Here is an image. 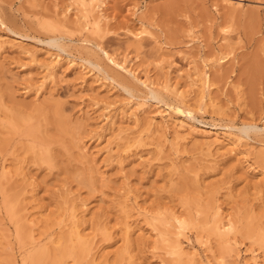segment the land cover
<instances>
[{
    "label": "rangeland",
    "instance_id": "rangeland-1",
    "mask_svg": "<svg viewBox=\"0 0 264 264\" xmlns=\"http://www.w3.org/2000/svg\"><path fill=\"white\" fill-rule=\"evenodd\" d=\"M78 1L0 0V264H264V0H102L101 35Z\"/></svg>",
    "mask_w": 264,
    "mask_h": 264
},
{
    "label": "bare ground",
    "instance_id": "bare-ground-1",
    "mask_svg": "<svg viewBox=\"0 0 264 264\" xmlns=\"http://www.w3.org/2000/svg\"><path fill=\"white\" fill-rule=\"evenodd\" d=\"M78 1V0H77ZM100 1H102V0H88V2L86 3L85 2V0H80V2H81V10L83 11L82 12V15H81V17L80 18H82L83 19V22H84V24H83V27L85 28V30H87V32H89V34H100V32H102V29L104 28L103 26L105 25L104 24V18L106 17V16H104V14H103V10L104 9H102V7L100 6ZM222 1H224L225 3H227V5L228 4H230V5H237L238 3H236L235 1H232V0H222ZM79 2V1H78ZM80 4V3H79ZM78 4V5H79ZM137 9V8H136ZM80 10V11H81ZM232 10V9H231ZM105 11V10H104ZM135 12V11H134ZM80 13V12H79ZM133 14V13H132ZM142 23V22H141ZM104 24V25H103ZM82 27V26H81ZM81 30V29H80ZM83 30V29H82ZM130 30V29H129ZM144 30V29H143ZM142 30V31H143ZM131 31V30H130ZM141 31V30H140ZM139 31V33L137 32L136 34L134 33V32H132L134 35H140L141 33H143L142 31L140 32ZM128 32V31H127ZM144 34H145V32H144ZM101 35V34H100ZM91 36V35H90ZM3 42V41H2ZM87 43V42H86ZM21 44V43H20ZM101 50V49H100ZM102 51V50H101ZM222 53V52H221ZM105 55H106V53H105ZM108 55H110V54H108ZM225 55V54H224ZM111 57V56H110ZM226 57V56H225ZM224 57V58H225ZM222 58H223V56L222 57H220L218 60H222ZM109 61H110V63L114 66V67H116L118 70H119V72H123V73H127L128 75H130V77H132L133 78V80L135 81V82H137L138 84H140V85H142V86H144V88H147V90H148V92H149V96H151V98H153L152 100H157V99H159L157 96H156V92H157V90L160 88H158L157 89V87H156V83H154V82H152V81H150V80H148V75H146L147 76V78H141L140 76H139V74H138V72H137V70H135V69H133L132 67H130V64H129V66L123 61L122 63L121 62H119V61H117V60H114L113 58H107ZM125 59V58H124ZM217 60V59H216ZM223 61V60H222ZM225 61V60H224ZM218 62V61H217ZM52 64V63H51ZM100 69V68H99ZM126 74V75H127ZM145 74V73H144ZM200 75V74H199ZM145 76V77H146ZM144 77V76H143ZM150 78V77H149ZM197 78H200V76H197ZM110 79H111V77H110ZM200 81H201V83H202V85H203V87H205V89H206V87H208V88H210L209 87V82H212V81H209V75H208V72L207 71H203V73H201V78L199 79ZM158 82V81H157ZM194 82V81H193ZM199 82V81H198ZM200 84V83H199ZM127 85V84H126ZM161 86V85H160ZM210 86H211V84H210ZM165 89H166V87H164ZM200 88V87H199ZM204 89V88H203ZM202 89V90H203ZM125 90H127L126 88H125ZM174 90V89H173ZM200 90H201V88H200ZM160 91V90H159ZM180 91V90H179ZM206 91V90H205ZM171 92V94L173 93L172 91H170ZM181 93H182V91H180ZM180 92H178V93H180ZM209 92V91H208ZM131 93V92H130ZM134 93V92H133ZM175 93V92H174ZM200 93V92H199ZM202 93V92H201ZM204 93V92H203ZM181 95V94H180ZM179 95V96H180ZM199 96H200V94H198ZM197 95V96H198ZM169 96V95H168ZM175 96V95H174ZM178 96V98H180ZM183 96V95H182ZM205 96H206V94H205ZM203 96H201V98H202ZM209 97V96H208ZM205 98V97H204ZM181 99V98H180ZM209 99V98H208ZM211 99V98H210ZM182 100V99H181ZM185 100V99H184ZM183 100V101H184ZM203 100V99H202ZM202 100H201V102H202ZM180 101V100H179ZM178 101V104H179V106H181V105H183L182 104V102L183 101H181V102H179ZM207 101V100H206ZM186 102V101H185ZM214 101H212V103H213ZM202 103H204V102H202ZM186 104V103H185ZM199 104L200 103H198L197 105L199 106ZM210 104V103H209ZM202 105V104H201ZM207 105V104H206ZM214 105V104H213ZM184 106V105H183ZM189 107V106H188ZM201 107V106H200ZM172 108V107H171ZM177 108H178V106H177ZM176 109V108H175ZM188 109V108H187ZM138 110V109H137ZM143 111H145L144 109H143ZM176 111V110H175ZM187 111V110H186ZM187 112H189V111H187ZM131 113V112H130ZM182 114V113H181ZM189 114V113H188ZM190 115V114H189ZM146 118H148V117H146ZM151 118V117H150ZM21 119H22V117H21ZM149 120V119H148ZM20 122V121H19ZM10 123H11V121H10ZM149 123V122H148ZM8 124V123H7ZM18 124V123H17ZM21 124V123H20ZM15 125V124H14ZM149 125V124H148ZM181 125V124H180ZM247 126V125H246ZM11 127H13V125L11 126ZM181 127V126H180ZM257 127V126H256ZM253 128H255L254 127V125H253ZM256 129V128H255ZM263 131H264V128H263ZM30 132V131H29ZM209 133H212V135H213V138L215 139V140H218V138H219V133L217 132V131H215V130H209L208 131ZM149 133V132H148ZM180 134V133H179ZM209 135V134H208ZM160 138V137H159ZM141 139V138H140ZM227 140L226 141H228V137L226 138ZM232 139V138H231ZM233 140V139H232ZM213 141V140H212ZM236 141V140H235ZM240 141V140H239ZM133 142V141H132ZM151 142V141H150ZM214 142V141H213ZM238 142V141H237ZM178 143V142H177ZM210 143H212V142H210ZM228 143V142H227ZM234 143V142H233ZM229 144V143H228ZM235 144V143H234ZM233 145V144H232ZM208 148V147H207ZM262 149V148H261ZM235 154V153H234ZM243 157V156H242ZM4 173V172H3ZM10 174V173H9ZM17 174V173H16ZM128 199V198H127ZM126 200V199H125ZM4 202H5V200H3ZM3 202V203H4ZM127 202V201H126ZM5 205V204H4ZM138 205V204H137ZM127 206V205H126ZM129 206V205H128ZM131 207V206H130ZM130 207H128L129 209H130ZM142 207V206H141ZM7 208V207H6ZM219 208V207H218ZM218 208H217V215H215L214 217L212 216V218L210 219V220H205L204 219V221H203V223H202V221H201V223H202V226L203 225H205L206 227L209 225V227H208V234L207 235H205L204 237L206 238V236H213V238L215 237L216 238V241L217 240H220V242H226V243H224L225 245L224 246H227L228 248H229V246L231 245L230 243V241H234L235 242V240L236 239H238V238H235V235H237V228H236V225L235 224H233V223H235V221L234 220H231V221H234L233 223L230 221V220H228V219H231V218H228V217H226V219L225 218H223V219H225L226 221H224L223 219H222V216H220V214L218 213L219 211H218ZM212 209V208H211ZM141 210V209H140ZM143 210V209H142ZM213 210V209H212ZM11 211V210H10ZM9 211V209H8V211L7 212H10ZM13 212V211H12ZM216 212V211H215ZM68 213V212H67ZM181 213V212H180ZM221 213V212H220ZM12 214V213H11ZM13 214H14V212H13ZM202 214V213H201ZM206 214V213H205ZM204 214V215H205ZM152 215V214H151ZM71 216V215H70ZM73 216V215H72ZM182 216V215H181ZM227 216V215H226ZM74 217V216H73ZM172 217H173V221L175 222V225L176 226H173V227H175V228H177L178 229V232L177 233H174V234H183V235H185L184 234V232L186 231V230H188L187 228L189 227V225H190V222H189V220H187L185 217H184V219L182 218V219H180L178 216H177V214L176 215H172ZM75 218V217H74ZM73 219V218H72ZM152 219H155V218H152ZM207 219V218H206ZM161 220V219H160ZM162 220H167V219H162ZM161 220V221H162ZM126 221V220H125ZM162 222H164L163 224H165V225H167L166 224V221H162ZM171 222V221H170ZM69 223H71L70 224V226H67V227H70L69 229V231H68V233H69V238L70 239H73L74 240V246H75V248L76 249H78L80 252H85L84 250H86L85 248V245H84V243L86 244L87 243V240L86 239H83V238H85V237H83V236H81L80 235V231H78V227H80V226H78V225H76V224H74V222L73 221H71V222H69ZM199 224V223H198ZM207 224V225H206ZM129 225V224H128ZM196 225V224H195ZM199 225H201V224H199ZM78 226V227H77ZM164 226V225H163ZM192 226V225H191ZM201 226V227H202ZM197 227V226H196ZM200 227V226H199ZM163 228V227H162ZM236 228V229H235ZM239 228V227H238ZM80 229V228H79ZM206 229V228H205ZM63 230V229H62ZM167 230V229H166ZM176 230V229H175ZM236 230V231H235ZM169 231V230H168ZM168 231L167 232H164V233H160L159 234V231H158V234H159V236L161 237V235H162V240H163V242H164V244L165 243H168L169 242V244H166V245H169V248H171L170 250H171V252L172 253H175L176 255H177V257L179 258H177L176 257V259H178V260H182V258H184V257H182L181 258V256L183 255V249L184 248H182V246L181 245H183V244H181V242L179 241V240H177V239H179V238H177V239H173L172 238V236H171V238H172V240H168L169 238H165V236L166 237H168L167 236V234H168ZM200 231V230H199ZM202 231H204V230H202ZM238 231H240V230H238ZM19 232V231H18ZM82 232V231H81ZM175 232V231H174ZM205 232H207V230L205 231ZM170 233V232H169ZM173 233V232H172ZM240 233V232H239ZM238 233V234H239ZM82 234V233H81ZM157 234V235H158ZM206 234V233H205ZM171 235V234H170ZM180 235H179V237H180ZM250 235V234H249ZM261 235V234H260ZM87 236V235H86ZM159 236H156L157 238L159 237ZM177 236V235H176ZM200 236V235H199ZM198 236V237H199ZM208 236V237H209ZM178 237V236H177ZM185 237H186V235H185ZM198 237H196V242H197V240H198ZM203 237V235H202V238H204ZM208 237H207V239H208ZM247 237H249V236H247ZM246 237V238H247ZM182 238V237H181ZM262 238V237H261ZM185 239H187V240H189L187 237L185 238ZM211 239V238H210ZM262 240H264V239H262ZM167 241V242H166ZM206 240H204V242H205ZM254 241V240H253ZM198 242H199V240H198ZM208 242V241H207ZM236 242H237V240H236ZM263 242V241H262ZM201 243H203V242H201ZM206 243V242H205ZM205 243H203V246H204V244ZM238 243V242H237ZM236 243V244H237ZM255 243V242H254ZM264 243V242H263ZM2 244V243H1ZM222 244V243H221ZM228 244H230L229 246H228ZM240 244V243H239ZM256 245H257V243H255ZM58 245V244H57ZM260 245V244H259ZM262 245H264V244H262ZM201 246V245H200ZM211 246V245H210ZM224 246H222V247H224ZM232 247H233V244L231 245ZM66 247V246H65ZM88 247V246H87ZM128 247V246H127ZM202 247V246H201ZM227 247H224V248H226L227 249ZM232 247H230V248H232ZM40 248V247H39ZM208 248V247H207ZM234 248H235V243H234ZM34 249H36V248H34ZM74 249V248H73ZM72 249V250H73ZM193 249H194V247H193ZM235 249H238V247L237 248H235ZM234 249V250H235ZM70 250V249H69ZM68 250V251H69ZM191 250V249H190ZM207 250V249H206ZM205 250V251H206ZM233 250V249H232ZM231 249H230V251H232ZM249 250V249H248ZM247 250V251H248ZM31 251V250H30ZM188 250H186L185 252H187ZM195 251V250H194ZM197 251V250H196ZM195 251V252H196ZM210 251V250H209ZM42 252V254L44 253L42 250L41 251H39V253H41ZM64 252V251H63ZM70 252H72V251H70ZM75 252V251H74ZM190 252V251H189ZM192 252H193V250H192ZM195 252H194V255H192V256H194V257H196V256H198V255H196L195 254ZM237 252V254H238V250L237 251H235L234 253H236ZM249 252V251H248ZM257 252V251H256ZM66 253V252H65ZM168 253V252H167ZM251 253H252V250H251ZM254 253V254H253ZM253 253H252V262L251 263H248L247 261H245V264H258V259H257V255L255 254V251H253ZM81 254V253H80ZM85 254V253H84ZM175 254H173V256L175 255ZM187 254H191V252L190 253H188L187 252ZM41 255V254H40ZM61 255V254H60ZM67 255V254H66ZM184 255H186V254H184ZM240 254H238V256H239ZM38 256V257H37ZM44 256V255H43ZM72 256V255H71ZM82 256V255H81ZM227 256V255H226ZM234 256H236V258H237V255H234ZM27 257H28V259L30 260V261H32L31 263H29V264H32L33 263V261L34 260H38L39 258H40V256L38 255V253L35 255V254H31L30 252L28 253V255H27ZM154 257V256H153ZM187 259H189V258H191V257H189V256H185ZM229 257V256H228ZM181 258V259H180ZM185 258V259H186ZM235 258V259H236ZM72 259V258H71ZM187 259H186V261H187ZM192 259L193 258H191V262H193L192 261ZM220 259H222V258H220ZM235 259H234V263H235ZM36 260V261H37ZM60 260V259H59ZM207 260H209V259H207ZM189 261H190V259H189ZM60 262H62V261H60ZM99 262V261H98ZM130 262V261H129ZM198 262V261H197ZM209 262V264H211L210 263V261H208ZM217 262H219V264L221 263H225V261L224 260H219V261H217ZM228 262H230V261H228ZM24 263H25V261H24ZM23 263V264H24ZM53 263V262H52ZM55 263V262H54ZM181 263V262H180ZM198 263H200V262H198ZM233 263V264H234ZM12 264V263H11ZM27 264V263H26ZM34 264V263H33ZM55 264H58V263H55ZM59 264H64V263H59ZM203 264V263H202ZM214 264V263H213ZM226 264V263H225Z\"/></svg>",
    "mask_w": 264,
    "mask_h": 264
}]
</instances>
